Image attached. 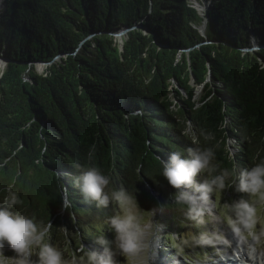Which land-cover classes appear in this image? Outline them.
Masks as SVG:
<instances>
[{
  "label": "trees",
  "instance_id": "trees-1",
  "mask_svg": "<svg viewBox=\"0 0 264 264\" xmlns=\"http://www.w3.org/2000/svg\"><path fill=\"white\" fill-rule=\"evenodd\" d=\"M0 57V201L13 185L62 249L106 225L72 183L93 145L113 187L146 196L193 146L186 123L214 134L218 170L264 159V0H2Z\"/></svg>",
  "mask_w": 264,
  "mask_h": 264
},
{
  "label": "clouds",
  "instance_id": "clouds-1",
  "mask_svg": "<svg viewBox=\"0 0 264 264\" xmlns=\"http://www.w3.org/2000/svg\"><path fill=\"white\" fill-rule=\"evenodd\" d=\"M182 135L192 141L187 154L173 151L167 160L161 161L162 175L175 190L171 203L186 210L199 224L205 223L206 217L213 220L219 215L234 235L254 241L258 248L264 245V224L257 228V209L264 205V159L251 168L218 170L213 164L214 148L200 147V138L211 141L215 138L213 133L203 128L194 131L186 123ZM94 155L93 145L87 153V163L75 165L79 174L72 177V183L85 201L99 209L111 208L112 214L105 218V224L114 237L109 239L102 232L94 237L99 247L81 243L67 254L65 249L50 242V223L14 211L23 201L10 184L3 189L6 195L0 201V264H155L165 227L159 219L166 210L165 204H156L146 217L139 210L136 194L123 185L113 187L111 175L91 163ZM230 188L244 195L221 208L215 197ZM207 242L203 236L193 241L194 244ZM8 251L13 254L7 255Z\"/></svg>",
  "mask_w": 264,
  "mask_h": 264
},
{
  "label": "rangeland",
  "instance_id": "rangeland-1",
  "mask_svg": "<svg viewBox=\"0 0 264 264\" xmlns=\"http://www.w3.org/2000/svg\"><path fill=\"white\" fill-rule=\"evenodd\" d=\"M1 3L2 0H0V5ZM198 4L199 3H197V5ZM205 8V4L200 6V10L204 11ZM123 34L116 35L120 41H122ZM252 39V42L254 43L252 48H257L258 45L261 47L262 44L258 43V40L255 37H252ZM4 66L5 61L0 59V70ZM45 68L46 65L43 63L37 65V70L39 72H43ZM203 92L204 91H201V89L198 90L197 97L199 98ZM174 192L175 190L173 188L165 186L162 195L163 197L157 196L156 193L155 195L148 194L147 196L141 193H136L139 210H141L146 217L151 215L156 204H165L166 210L163 216L159 217L161 222L165 225L158 242L157 258L159 260H162L164 264H169L171 262H173V264H204L205 262L207 263L210 261V259H220L224 254L235 257L234 254H236L237 249L242 248L241 250L244 249L245 251H248L250 258L256 260L255 255H253L254 252L259 257V262H261L260 258L262 256L264 257V245L258 248L254 241L246 240L239 235H234L230 230L227 221L221 219L219 215L213 220H208L206 217L205 223L203 224L197 223L186 214V210L171 203V196ZM241 195L244 194L237 193L234 189L230 188L225 190L222 194L217 195L215 199L219 202V205L222 208L226 202L231 203L233 200L239 199ZM217 212H219V209H217ZM111 214L112 210L111 208H108L105 212L104 218ZM257 214L259 217L257 228L259 229L260 224H264V205L258 207ZM102 232L106 233L109 239L114 237V234L111 231H108L107 225L98 231L94 229L92 233L99 235ZM220 235H223L224 239H210L212 236ZM201 236L208 240V242L194 244L193 241L199 239ZM242 242H245L246 247H242ZM51 243L58 246L55 242ZM81 243H84L91 248L99 247L94 241L88 239L85 233H81V238L78 240L77 245L80 246ZM237 246L239 248H237ZM66 253L71 254L72 252L66 250ZM6 254L12 255L13 253L8 251ZM33 259L35 260L37 257H33ZM157 263L161 264V261Z\"/></svg>",
  "mask_w": 264,
  "mask_h": 264
},
{
  "label": "bare ground",
  "instance_id": "bare-ground-1",
  "mask_svg": "<svg viewBox=\"0 0 264 264\" xmlns=\"http://www.w3.org/2000/svg\"><path fill=\"white\" fill-rule=\"evenodd\" d=\"M242 247H246L245 242H242ZM237 248H239L237 246ZM242 249V248H241ZM241 249H237L236 254L235 255V260L233 261L231 259V256H228L227 254H224L222 257H224V259L220 258V259H216V260H211L210 262L211 264H237V262L240 261V264H264V257L262 256L261 262H259V257L253 252V255H255L256 260L254 258H250L248 251L246 250H241ZM224 253V252H223ZM220 256V255H219ZM161 261V264H164V262L162 260H159L158 258L156 259V263L155 264H160L157 263ZM169 264H173V262L169 263Z\"/></svg>",
  "mask_w": 264,
  "mask_h": 264
},
{
  "label": "water",
  "instance_id": "water-1",
  "mask_svg": "<svg viewBox=\"0 0 264 264\" xmlns=\"http://www.w3.org/2000/svg\"><path fill=\"white\" fill-rule=\"evenodd\" d=\"M127 30H128V29H124V30H122L121 32H119V33H117V34H123V33H126ZM117 34H116V35H117ZM259 47H260V46L258 45L257 48H259ZM251 48H252V47H251ZM251 48H250V49H251ZM0 59H3V61H5L4 58H2V57H0Z\"/></svg>",
  "mask_w": 264,
  "mask_h": 264
}]
</instances>
